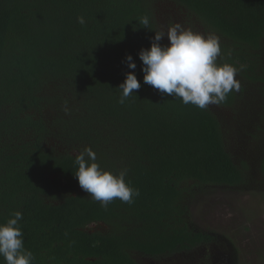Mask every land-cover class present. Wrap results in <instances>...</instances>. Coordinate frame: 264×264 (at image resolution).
<instances>
[{"label":"trees","instance_id":"trees-1","mask_svg":"<svg viewBox=\"0 0 264 264\" xmlns=\"http://www.w3.org/2000/svg\"><path fill=\"white\" fill-rule=\"evenodd\" d=\"M176 22L217 35L219 62L245 66L226 102L200 109L143 82L140 50ZM129 71L141 87L121 104ZM87 147L105 170L128 169L133 203L104 208L80 187L75 156ZM254 188L264 191V0H0V222L22 212L33 264L189 252L221 234L196 204Z\"/></svg>","mask_w":264,"mask_h":264},{"label":"clouds","instance_id":"clouds-1","mask_svg":"<svg viewBox=\"0 0 264 264\" xmlns=\"http://www.w3.org/2000/svg\"><path fill=\"white\" fill-rule=\"evenodd\" d=\"M78 23L84 25L85 18L79 16ZM139 23L150 29L147 16L142 17ZM165 35L169 43L162 45L160 41ZM139 58L143 64L144 83L161 94L179 98L183 104H192L200 109L212 104L220 105L226 102L230 92H238L241 84L237 75L245 67L219 62L222 48L217 35H204L179 22L170 25L166 32L155 31L151 47L141 49ZM126 63L130 69L137 67L130 53L126 56ZM140 87L136 73L127 72L126 79L118 86L122 93L119 103L124 104ZM64 111L69 113L70 109L65 106ZM75 163L78 165L75 176L80 187L104 208L115 199L131 204L140 194L139 189L126 181V167L118 173L105 170L97 162L96 152L91 147L78 152ZM22 219V212L17 210L6 221L0 222V257L4 264H33L34 254L24 245Z\"/></svg>","mask_w":264,"mask_h":264},{"label":"rangeland","instance_id":"rangeland-1","mask_svg":"<svg viewBox=\"0 0 264 264\" xmlns=\"http://www.w3.org/2000/svg\"><path fill=\"white\" fill-rule=\"evenodd\" d=\"M195 210L200 222H203L204 229H215L225 234L231 243L237 246L239 264H264L263 190L254 188L234 193L218 190L196 204ZM199 248L194 250L198 251ZM183 254L175 253L171 257H165L168 258L165 260L170 264H180L186 259V254ZM191 256H194V253H191ZM143 259L151 263V259ZM155 262L166 264L161 260Z\"/></svg>","mask_w":264,"mask_h":264},{"label":"flooded vegetation","instance_id":"flooded-vegetation-1","mask_svg":"<svg viewBox=\"0 0 264 264\" xmlns=\"http://www.w3.org/2000/svg\"><path fill=\"white\" fill-rule=\"evenodd\" d=\"M100 222H97V221L91 222L90 226H92L93 228V227L102 225L101 224L102 222L101 223ZM217 239L218 240L216 241L214 240L211 242L203 243L200 246L198 251L191 250L186 253L184 252V254H186V259L188 260L186 261V263L189 262V264H236L235 263L236 252L233 249L234 245L233 243H231L232 241H230L229 238L225 234L224 235L219 234ZM191 253H194V256H191ZM190 257H191V260H190ZM165 259H168V258H165V256L161 257V261L166 262L164 261ZM143 260L145 262L147 261L145 259ZM151 263L155 264L156 262L151 261Z\"/></svg>","mask_w":264,"mask_h":264}]
</instances>
